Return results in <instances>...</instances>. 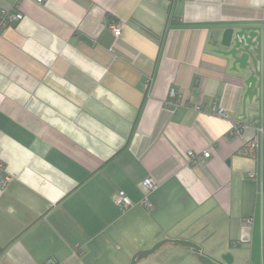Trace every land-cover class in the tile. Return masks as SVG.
<instances>
[{"label":"crops","instance_id":"obj_1","mask_svg":"<svg viewBox=\"0 0 264 264\" xmlns=\"http://www.w3.org/2000/svg\"><path fill=\"white\" fill-rule=\"evenodd\" d=\"M17 1L0 0L22 14L0 31V264H130L198 230L204 252L247 256L264 103L243 111L244 84L213 50L225 28L264 29V0ZM172 90L185 106H169ZM187 150L210 156L188 165ZM136 264L200 263L165 244Z\"/></svg>","mask_w":264,"mask_h":264},{"label":"water","instance_id":"obj_2","mask_svg":"<svg viewBox=\"0 0 264 264\" xmlns=\"http://www.w3.org/2000/svg\"><path fill=\"white\" fill-rule=\"evenodd\" d=\"M263 46L264 29L262 27L236 25L222 31L218 40V47L213 50L214 53L221 55L230 64V71L239 75V79L244 84L243 111L247 103L255 102L260 112L262 103H264ZM260 179L259 155L257 195L252 216L251 242L247 256L242 255V253L235 255L230 248L223 249L220 245L212 246L211 253L204 252L203 248L194 241L195 237L201 233V230H198L189 238H183L180 234L174 239L161 240L150 249L133 255L130 264H136L140 259L154 254L165 244L191 250L197 255L200 264H264V193L261 194ZM4 250L5 247L0 246V253Z\"/></svg>","mask_w":264,"mask_h":264},{"label":"built area","instance_id":"obj_3","mask_svg":"<svg viewBox=\"0 0 264 264\" xmlns=\"http://www.w3.org/2000/svg\"><path fill=\"white\" fill-rule=\"evenodd\" d=\"M21 1L22 0H18L17 3ZM45 1L46 0H35L36 3H40V4L44 3ZM21 19H22V14L20 12L12 14V13H7L3 11L0 14V31L10 26L14 22L20 21ZM110 28L115 37L120 36V33H121L120 25L112 22L110 24ZM168 104L170 107H173L174 109H177L179 107H183L186 105L185 101L179 98V93L174 90L170 92V98H169ZM213 113L220 117L225 116L224 110L220 108L219 109L214 108ZM231 133L234 136H237L240 134V130L239 128L234 127ZM261 134H264V132H262ZM259 140H260V135L258 134H255L254 136L248 138L244 144L245 151L247 153H251L255 155L256 149L258 148V145H259ZM209 156H210L209 150H205L201 153H196L192 150H187L185 153V159L188 165H193L195 163L202 162L205 159H207ZM251 176H253V174ZM1 184L4 185V182H1ZM141 185L144 188V195H143L141 204L146 210L150 211L153 208V203H152L150 196L152 192L156 190L158 183L152 180L151 178H145L142 181ZM112 201L116 206L120 208L121 211H125L133 206V203L131 202V200L123 192H118V193L113 194ZM252 221L253 220L251 218L246 219L245 224L252 225ZM46 264H54V263L48 261Z\"/></svg>","mask_w":264,"mask_h":264}]
</instances>
